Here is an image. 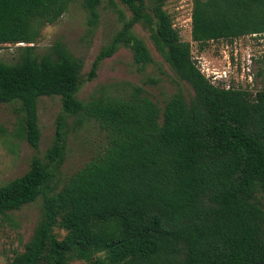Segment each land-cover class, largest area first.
<instances>
[{
  "label": "trees",
  "instance_id": "1",
  "mask_svg": "<svg viewBox=\"0 0 264 264\" xmlns=\"http://www.w3.org/2000/svg\"><path fill=\"white\" fill-rule=\"evenodd\" d=\"M119 1L132 19L101 50L89 80L121 47L141 68L154 63L133 32L142 24L176 78L164 108L141 87L81 100L82 62L62 42L37 53L41 30L78 2L95 26L101 0H0V45H24L15 63L0 61V104L21 102L35 150L39 100L61 97L65 113L45 160L33 157L26 174L0 188L2 219L43 201L32 240L10 264H264V88L253 95L213 85L174 27L169 0ZM191 34L201 50L264 34V0H194ZM69 116L98 124L107 146L58 189Z\"/></svg>",
  "mask_w": 264,
  "mask_h": 264
},
{
  "label": "rangeland",
  "instance_id": "2",
  "mask_svg": "<svg viewBox=\"0 0 264 264\" xmlns=\"http://www.w3.org/2000/svg\"><path fill=\"white\" fill-rule=\"evenodd\" d=\"M194 0H169L165 9L172 16L174 27L181 39L192 46V54L201 71L211 81L216 79L222 87L232 85L253 95L264 88V34L234 40L210 42L204 50L192 40V12ZM99 20L90 25V15L80 2L54 25L44 27L36 43L40 56L51 52L62 42L82 64V86L78 97L89 101L95 96L109 94L126 96L141 87L161 108L178 91L175 75L151 39L150 32L137 24L133 32L149 48L154 63L141 68L134 62L132 51L121 47L99 67L97 77L89 80L92 66L101 50L112 42L124 23L132 19V12L119 0H101ZM24 46V45H18ZM0 45V61L12 64L18 59L17 47ZM244 69H250L244 72ZM252 76V77H249ZM182 90L191 92L187 84ZM41 142L38 150L27 142L26 114L19 101L0 104V188L22 177L37 156L45 160L46 153L56 140L58 119L64 113L61 97H42L38 104ZM78 118L69 116L67 156L54 186L61 189L66 181L83 168L107 146L106 133L94 122L77 125ZM42 199L0 218V264H10L25 251L32 240L42 216ZM59 238L66 232L56 229ZM72 264H86L74 259Z\"/></svg>",
  "mask_w": 264,
  "mask_h": 264
},
{
  "label": "built area",
  "instance_id": "3",
  "mask_svg": "<svg viewBox=\"0 0 264 264\" xmlns=\"http://www.w3.org/2000/svg\"><path fill=\"white\" fill-rule=\"evenodd\" d=\"M254 36H257V35H254ZM198 67H199V66H198ZM199 68H200V67H199ZM200 70H201V69H200ZM249 70H250V69H249ZM249 70H248V69H247V70L244 69L243 71H244V72H246V71L249 72ZM202 73H203V71H202ZM204 74H205V73H204ZM249 77H252V76H249ZM207 78H208V77H207ZM211 82H212V84L215 85V86H220V87H222V84H218V81H217L216 79H213ZM223 88H224V87H223ZM225 88H226V89H230V88H235V87H232V85H229V86H226Z\"/></svg>",
  "mask_w": 264,
  "mask_h": 264
}]
</instances>
